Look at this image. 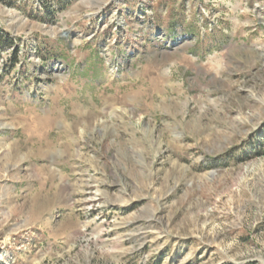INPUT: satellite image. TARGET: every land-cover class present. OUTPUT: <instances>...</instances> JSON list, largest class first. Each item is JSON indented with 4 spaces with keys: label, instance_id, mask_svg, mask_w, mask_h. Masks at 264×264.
<instances>
[{
    "label": "rangeland",
    "instance_id": "rangeland-1",
    "mask_svg": "<svg viewBox=\"0 0 264 264\" xmlns=\"http://www.w3.org/2000/svg\"><path fill=\"white\" fill-rule=\"evenodd\" d=\"M0 264H264V0H0Z\"/></svg>",
    "mask_w": 264,
    "mask_h": 264
}]
</instances>
